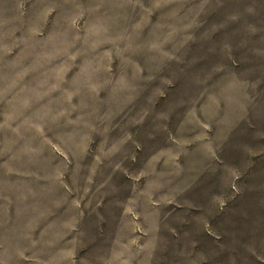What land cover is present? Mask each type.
<instances>
[{"label":"rangeland","instance_id":"rangeland-1","mask_svg":"<svg viewBox=\"0 0 264 264\" xmlns=\"http://www.w3.org/2000/svg\"><path fill=\"white\" fill-rule=\"evenodd\" d=\"M0 264H264V0H0Z\"/></svg>","mask_w":264,"mask_h":264}]
</instances>
